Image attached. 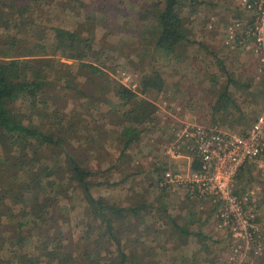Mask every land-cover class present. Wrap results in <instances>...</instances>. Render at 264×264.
<instances>
[{
    "label": "rangeland",
    "instance_id": "obj_1",
    "mask_svg": "<svg viewBox=\"0 0 264 264\" xmlns=\"http://www.w3.org/2000/svg\"><path fill=\"white\" fill-rule=\"evenodd\" d=\"M197 1L182 10L185 41L167 53L152 41L154 13L163 0H0V23L8 25L0 28V39L16 34L23 51L51 45L57 27L69 31L93 28L94 54L84 63H93L99 71L91 72L81 67L77 59L53 54L48 47L47 57L53 58L46 90L50 95L48 115L40 116L29 99H19L13 108L20 109L21 116L25 114L24 121L30 119L44 129L57 120L53 107L59 108V122L62 116L63 125H71L72 136L65 142V149L90 170L92 196L103 197L116 207H137L136 213L130 211L113 221L132 264H222L228 239L214 229L211 219L206 228L210 241L195 236L200 230L198 221L183 216L188 207L196 205L200 212L199 206L205 203L193 204L182 191L160 189L156 181L164 169L186 174L191 168L192 159L181 154L183 150L177 149L174 154L171 149L168 153L175 130L182 123L244 132L264 111V69L259 71L258 58L252 52L227 51L224 46L225 25L236 12L232 1ZM2 46L7 51V43ZM155 73L161 78L162 87L142 90V80ZM55 77L59 80L54 81ZM119 84L151 103L147 118L135 123L123 118L130 106L121 104L117 95ZM224 90L230 101L226 108L214 113L215 97ZM126 127H134L138 134L123 149L120 132ZM32 142V154L37 151L38 157L32 169L43 171L47 163H53L50 160H64V151ZM18 156L17 148L0 145V190L6 184L12 189L13 182L20 187L28 180ZM248 165L251 167L247 171ZM244 166L246 171L240 170L236 188L239 192H254L259 231L262 230L264 240V162H248ZM18 194L19 191L8 198L0 191L11 208V216L0 217V235H12L14 230L8 232L9 229L22 223L26 240L18 248L20 252H37L38 239L47 233L60 237L67 248L75 251L77 244L90 243L87 236L96 223L88 214L81 188L62 178V173L57 177L54 172L42 180L36 193L38 199L24 193L20 195L22 203L17 204ZM35 199L46 205L43 219L24 212L34 207ZM4 211L5 206L0 205V212ZM172 223L192 231L185 241L167 232ZM50 242L49 247L56 243ZM106 246L115 249V244ZM2 248L0 259L8 255L7 264H18V250L13 253L16 246ZM100 250L105 255L104 245ZM252 264H264V256L253 259Z\"/></svg>",
    "mask_w": 264,
    "mask_h": 264
},
{
    "label": "trees",
    "instance_id": "obj_2",
    "mask_svg": "<svg viewBox=\"0 0 264 264\" xmlns=\"http://www.w3.org/2000/svg\"><path fill=\"white\" fill-rule=\"evenodd\" d=\"M196 2L198 1L163 0L162 4L160 6L158 5V9L155 11L153 17L156 20V24L152 31V41L157 48L167 53H172L183 41H185L186 37L183 32L181 16L182 10L185 6ZM2 26L8 27V25L0 23V28ZM93 34L92 27H79L72 31L63 28L59 29V27H57L54 29V39L51 45L47 46L42 44L34 49L25 51L21 48L22 45L16 34L13 36L8 34L6 37L2 36V39H0V145H9L11 148H17L19 150L17 159L19 163H21V171H25L28 178L20 187H16L13 182L14 186L12 189L6 184V187L4 186L0 191L3 192L4 197L6 196L8 198L13 193L16 194L19 191L21 196H23L24 193H29L32 195L31 198L33 197L34 199L37 198L36 193L40 190L43 179H48L54 172L57 177H59V173H62V178L65 177L67 181L75 182L81 188L87 203L88 214L92 222L96 223V226L89 231V237L87 236L90 243L86 246L77 244V251L70 247L67 248L66 245L62 243L60 237L54 238L47 233L38 239L39 245L36 247L38 249L37 252L26 251L23 253L20 252L18 248L20 249L24 245L26 237L24 235L22 223H18L16 228L9 229L8 232L14 230L12 235L8 234L6 237H1L0 235V250L3 249L2 247L6 246L9 249V247L15 245L17 249H14L13 253L18 250V253L15 254L18 258V264H132L130 256L124 251L122 242L119 239L118 235L120 231L117 230L115 222L113 221L124 217V215L130 211L136 213L138 211L137 207L132 209L116 207L106 202L103 197L96 198L92 196L90 192L92 183L89 181V177L91 176L90 170L82 166L76 157H73L65 149V142L68 143V139L72 136L70 134L71 125L68 123V126L65 127L63 125L62 116L60 117L62 120L59 122V108L53 107L57 120L45 125L46 129L38 123L34 124L30 119H28L27 123L23 118L25 114L23 113L21 116L20 109L13 108L14 103L19 99H29L30 105L35 111L39 112L40 116L43 114H45V116L48 115V100L50 99V95L46 94L47 87L50 85L47 80L50 75L48 68L52 66L51 61H53L52 57H47L48 47H50L51 53H58L70 59H77L81 67H86L91 72H98L99 67L93 63H84L86 58H92L94 54ZM4 42L8 45L7 51L5 52L3 51L4 46H2ZM20 49L22 51H20ZM226 50L235 51L232 49ZM236 50L242 51L244 49L236 48ZM58 80L59 77L54 78V81ZM67 82L69 83V81H66V85L69 86ZM161 87L162 81L157 73L153 76H147L142 80V90L149 88L160 89ZM117 95L121 104L130 106L129 109L123 113V118L125 120L135 123L147 118V109L151 106L149 101L138 98L136 92L126 85L119 84ZM229 101L230 99L226 91H222L215 97L212 111L214 113H219L218 110L220 111V109L226 108ZM62 115H64L63 112ZM120 134L124 139L123 149H126L129 144L137 138L138 132L134 127H126ZM32 140L38 145L53 146L62 153L64 151V160L62 162L59 160L56 162L50 160L53 163H47V167L43 171L32 169L38 160L37 151H34L32 154ZM27 150L31 151L30 155L27 154ZM12 155H14V153ZM13 162L15 161L13 160ZM59 163L61 165L60 169ZM26 165L31 167V169L26 167ZM250 167L251 165L246 166L247 171ZM192 168L195 170L198 168L197 161L192 164ZM246 169L245 166L240 168L241 171H246ZM239 173L240 171L238 174ZM159 178L160 176L157 178L156 184L160 189H164L159 186ZM182 192L185 197L189 199L188 195L185 194L184 191ZM234 193H242L237 190L236 185ZM20 195L18 194V197L15 196L16 199L19 200L17 204L22 203ZM4 197L0 195V205L5 206L6 211L0 212V217H7V214L11 216L9 212L11 208H9L10 206L4 201ZM37 199H35V201L33 200V208L23 210H26L24 211L25 213L43 219V215L46 212V205L43 201H41L42 204L39 203ZM254 205L258 211L257 199L254 200ZM188 209L192 208L188 207L187 210ZM193 209L195 213L202 215V218L206 215L205 218H203L206 224L212 220L213 227L217 230V206L215 207L210 203H205L199 206V209H201L200 212H197L195 208ZM153 217H155V214ZM159 217L162 218L161 216ZM164 220L166 222L165 218ZM168 226H170V228L167 229V232L172 233L175 238L180 236L183 238V241H185L188 234L192 232H188L186 229L184 230L185 226L183 227L177 223H172ZM194 234L198 237L204 236L206 239L211 238L209 235H205L201 227L200 230ZM52 240H55L56 243H52L49 247L50 241ZM110 243L115 244V249L107 248L106 244L109 245ZM103 245L106 250L105 255H103V251L100 250V247ZM8 249L5 250L7 253L9 252ZM7 256L0 259V264H7L9 259ZM263 256L264 249L258 258H262Z\"/></svg>",
    "mask_w": 264,
    "mask_h": 264
},
{
    "label": "built area",
    "instance_id": "obj_3",
    "mask_svg": "<svg viewBox=\"0 0 264 264\" xmlns=\"http://www.w3.org/2000/svg\"><path fill=\"white\" fill-rule=\"evenodd\" d=\"M236 8L226 23L224 45L230 50L244 49L258 58L264 69V0H230ZM252 41V42H251ZM173 139V138H172ZM189 155L192 162L186 174L165 169L159 186L184 191L189 199L217 206L216 228L228 239L222 264H252L264 249L259 231L253 191L234 193L236 177L246 163L264 162V111L244 132L224 131L217 126L182 123L175 130L170 147ZM180 155V154H179ZM177 155V156H179ZM197 161L198 168H192ZM258 166H262L258 163Z\"/></svg>",
    "mask_w": 264,
    "mask_h": 264
},
{
    "label": "crops",
    "instance_id": "obj_4",
    "mask_svg": "<svg viewBox=\"0 0 264 264\" xmlns=\"http://www.w3.org/2000/svg\"><path fill=\"white\" fill-rule=\"evenodd\" d=\"M193 201V204L195 203V202H200V201H194V200H192ZM207 203V202H206ZM196 205L193 207V208H195V210H196ZM185 209V212L186 213H184L183 214V216H184V219L186 218V220H193L195 223H197V221H198V226L200 225V227L202 228V230H204V232H205V234H207V227H209L210 226V223H207L206 224V222H204L203 221V218H205V216L202 218V215H198V213H195V211H194V209ZM197 211V210H196ZM189 212V213H188ZM185 220V221H186ZM213 222V221H212ZM200 223H202V224H200ZM197 230H198V228H197ZM208 240V242L210 241V239L208 238L207 239ZM210 246V244L208 245V247Z\"/></svg>",
    "mask_w": 264,
    "mask_h": 264
}]
</instances>
